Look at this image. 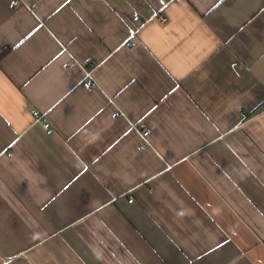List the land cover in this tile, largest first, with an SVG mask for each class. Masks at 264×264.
Listing matches in <instances>:
<instances>
[{
    "label": "crops",
    "instance_id": "1",
    "mask_svg": "<svg viewBox=\"0 0 264 264\" xmlns=\"http://www.w3.org/2000/svg\"><path fill=\"white\" fill-rule=\"evenodd\" d=\"M5 52L0 264H264V0H0Z\"/></svg>",
    "mask_w": 264,
    "mask_h": 264
},
{
    "label": "built area",
    "instance_id": "2",
    "mask_svg": "<svg viewBox=\"0 0 264 264\" xmlns=\"http://www.w3.org/2000/svg\"><path fill=\"white\" fill-rule=\"evenodd\" d=\"M160 1H161L163 4H164V3L166 4V2H167V0H160ZM15 4L17 5L18 2H16ZM162 20H163L164 22L167 21L166 18H163ZM92 68H93V66H91V67L89 68V72L87 73V76H88L89 80H90V77H91ZM92 87H93V84H91L90 82H87V84H86V88H92ZM34 116H35L37 122H41V123L43 124V127H44L45 129H48V128L50 127V124L47 122V120H46L41 114H39V112H34ZM150 134H151V131H150L149 129H145V130H143V132H142V137H143V139H144L145 142H147V140H148ZM129 202L132 203V202H134V200H133V199H130Z\"/></svg>",
    "mask_w": 264,
    "mask_h": 264
},
{
    "label": "trees",
    "instance_id": "3",
    "mask_svg": "<svg viewBox=\"0 0 264 264\" xmlns=\"http://www.w3.org/2000/svg\"><path fill=\"white\" fill-rule=\"evenodd\" d=\"M6 55V52L4 54L0 55V59H2V57H4Z\"/></svg>",
    "mask_w": 264,
    "mask_h": 264
}]
</instances>
